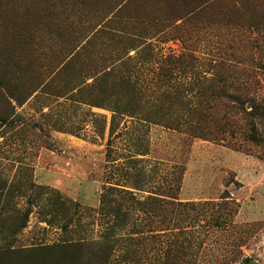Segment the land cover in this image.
I'll list each match as a JSON object with an SVG mask.
<instances>
[{
	"label": "rangeland",
	"instance_id": "rangeland-1",
	"mask_svg": "<svg viewBox=\"0 0 264 264\" xmlns=\"http://www.w3.org/2000/svg\"><path fill=\"white\" fill-rule=\"evenodd\" d=\"M183 3L195 1L0 0V264H264V110L252 140H205L124 116L109 145L112 112L91 103L100 72L119 67H133L149 104L171 84L191 99L204 75L254 82L264 97V0H214L199 24L162 20ZM170 55L184 56L180 71L160 79ZM106 181L136 182L134 205L226 192L238 210L224 207L217 225L209 209L165 217L127 206L117 225L99 210Z\"/></svg>",
	"mask_w": 264,
	"mask_h": 264
},
{
	"label": "trees",
	"instance_id": "trees-1",
	"mask_svg": "<svg viewBox=\"0 0 264 264\" xmlns=\"http://www.w3.org/2000/svg\"><path fill=\"white\" fill-rule=\"evenodd\" d=\"M194 4L183 3L182 7L173 13L165 16L162 20L164 22L173 25L177 20L182 21V25L186 24H199L202 13L214 2V0H194ZM216 1V0H215ZM241 5L231 4V8L240 10ZM109 15V14H108ZM156 20V19H153ZM105 24L111 22V20H103ZM106 26V25H104ZM177 27V26H175ZM243 26L236 24L231 34V41L238 39V30ZM114 30L107 28L102 33L108 37L114 36ZM148 38V37H147ZM220 57V55H218ZM217 56V57H218ZM181 56H167L163 59L157 69V74L160 79L166 76H172L174 71H180L182 65ZM187 57V56H185ZM135 62L140 60V54L135 52ZM198 62L199 57H190ZM227 60H232L229 57H221V62L225 63ZM167 62L168 67L164 65ZM228 65V64H227ZM199 71L196 72V75ZM135 71L133 67L121 70L109 69L100 72L97 77V88H99V95L94 102H91L99 107L108 106L112 112L109 125H108V138L107 144H111L114 134H118L115 131V127L119 123L122 117L127 116L130 118L136 117L142 122H148L153 124H160L171 128H179L185 133L205 140H219L224 141L239 136L243 140H252L255 135V125L252 121L254 116L264 110V97L256 95V91L253 88L254 82H247L246 84L240 79H234L229 83L218 82L211 83L205 75L196 80L191 87V91L194 93L191 99H187L184 93L187 91L186 87H179L171 84L167 85V89L162 90L156 95V100H145V94L139 81L135 80ZM110 79V85L107 81ZM163 82V81H162ZM169 84V83H167ZM107 87H110V101L107 99ZM186 88V89H185ZM145 100V101H144ZM110 102L106 104V102ZM176 107V108H175ZM249 107L250 110H247ZM175 108L178 111L172 112ZM104 126L100 131L103 136ZM258 139V137H257ZM144 155V153H139ZM130 173L126 174L128 178ZM128 182V181H127ZM139 185L132 181L130 184H120L117 182L106 181L103 183L100 199L99 210L104 215L108 214L114 217V222L120 224L125 215V208L127 206L137 207L147 206L149 212L154 214H161L165 217H171L173 213H180L183 210L197 209L202 210L209 209L212 212L213 223L219 224L224 207L232 206L230 209L232 214H236L238 210V203L235 202L226 192L220 196V201H202L199 203L174 201L171 199L156 197L148 195L145 198V202H137V205L133 204L134 197L132 196V188L139 189ZM181 210V211H180ZM207 211V210H206ZM229 211V210H228ZM160 215V216H161ZM228 216L227 214H224ZM223 219V218H222ZM166 220H159L160 224H163ZM163 222V223H162ZM157 230V229H156ZM160 230H167L162 228ZM114 246V241H113ZM112 245L102 255L103 263H106L112 252Z\"/></svg>",
	"mask_w": 264,
	"mask_h": 264
}]
</instances>
